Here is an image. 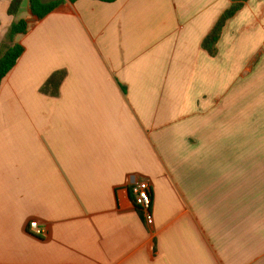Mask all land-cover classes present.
I'll return each mask as SVG.
<instances>
[{"label":"crops","instance_id":"crops-1","mask_svg":"<svg viewBox=\"0 0 264 264\" xmlns=\"http://www.w3.org/2000/svg\"><path fill=\"white\" fill-rule=\"evenodd\" d=\"M61 1L39 21L0 0V44L29 23L0 91V264H264V0L216 56L232 0Z\"/></svg>","mask_w":264,"mask_h":264},{"label":"trees","instance_id":"trees-1","mask_svg":"<svg viewBox=\"0 0 264 264\" xmlns=\"http://www.w3.org/2000/svg\"><path fill=\"white\" fill-rule=\"evenodd\" d=\"M74 1V0H73ZM113 3L117 0H101ZM232 7L227 10L215 26L211 34L204 40L203 48L211 55L216 56L218 53L217 45L220 40L223 28L228 20L235 16L241 10L248 0H232ZM24 0H12L8 14L17 18L21 11ZM63 2L61 0L44 3L41 0H30L31 15L37 20H44L47 16L57 10ZM29 30V23L26 20L14 22L8 29L3 41L0 44V91L4 79L16 67L18 61L25 52V47L16 42L19 35L26 34ZM66 71H57L53 73L41 88V92L45 95L58 97L60 88L66 79Z\"/></svg>","mask_w":264,"mask_h":264},{"label":"built area","instance_id":"built-area-1","mask_svg":"<svg viewBox=\"0 0 264 264\" xmlns=\"http://www.w3.org/2000/svg\"><path fill=\"white\" fill-rule=\"evenodd\" d=\"M133 201L135 207L140 211L146 226L151 228L154 225V215L152 213V187L149 180L144 179L137 183L133 190ZM30 229L37 235H43L44 230L39 226L37 222H32Z\"/></svg>","mask_w":264,"mask_h":264}]
</instances>
